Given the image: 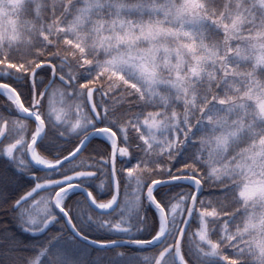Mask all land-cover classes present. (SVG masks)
<instances>
[{"label": "snow or ice", "instance_id": "6c2138e0", "mask_svg": "<svg viewBox=\"0 0 264 264\" xmlns=\"http://www.w3.org/2000/svg\"><path fill=\"white\" fill-rule=\"evenodd\" d=\"M0 264H264V0H0Z\"/></svg>", "mask_w": 264, "mask_h": 264}]
</instances>
